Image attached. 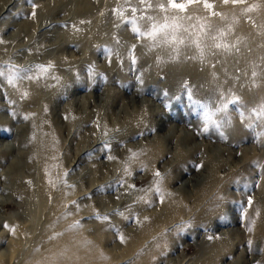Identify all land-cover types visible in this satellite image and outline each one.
I'll use <instances>...</instances> for the list:
<instances>
[{
	"label": "rangeland",
	"instance_id": "rangeland-1",
	"mask_svg": "<svg viewBox=\"0 0 264 264\" xmlns=\"http://www.w3.org/2000/svg\"><path fill=\"white\" fill-rule=\"evenodd\" d=\"M166 2L80 0L75 13L68 0H0V198L22 150L4 146L28 123L15 118L25 95L11 96L29 78L43 82L36 102L24 103L42 111H33L36 124L59 143L54 184L64 197L58 219L40 216L32 227L24 216L10 223L27 210L22 197L0 205V254L18 239L42 247L61 225L69 243L78 240L80 264H264V123L246 119L264 106V0L162 12ZM147 17L189 28L177 33L185 44L137 35ZM193 24L210 26L203 57L189 43ZM220 33L235 47L209 49ZM220 99L235 103L220 113ZM36 177L25 173L28 184L14 189L36 193Z\"/></svg>",
	"mask_w": 264,
	"mask_h": 264
},
{
	"label": "bare ground",
	"instance_id": "bare-ground-1",
	"mask_svg": "<svg viewBox=\"0 0 264 264\" xmlns=\"http://www.w3.org/2000/svg\"><path fill=\"white\" fill-rule=\"evenodd\" d=\"M68 4L70 5V8H72V11L75 13H77V9L79 7L83 6L82 3H80V0H68ZM28 80H30V78ZM28 80L24 84L18 83L17 85H15V88L11 96L14 100L18 98L16 96L17 94L19 95L23 94L25 95V98H26L24 99L25 103L30 102V101L34 103L36 102L35 94L39 88H40L39 89L40 92L43 91L42 90L43 82L41 79L40 80L31 79L30 81ZM50 91H51V88H50ZM46 100H47V97L44 98V94H43L39 96L37 102L43 105L44 103L48 102ZM24 102L21 103L20 109L15 113V118L19 117L18 119H21V118L25 119V117L27 116L29 117L28 119H26L28 120V123L26 127L19 126L17 128L18 132L21 134V137L20 135L17 136L13 141V145L5 144L4 146L8 155H11V153L14 150V147H17L22 150L16 153V157L10 163V167L8 170V171H11V174L9 175L10 182H5L3 184L4 186L3 192L6 193L7 196L5 195L1 196L0 205L1 206L7 205L11 197L13 198L22 197L24 199V205H26L27 210L23 214H17L15 216H11L10 223L12 224V226H14L16 220L19 217L21 218L24 216L27 222L32 227L33 222L36 221V219L40 216L42 217L44 216L43 217L44 220L50 223V221H52L56 217L58 211L60 210V207L63 205V203L62 205H60V202H61V198H64V197L60 196L61 191L59 189H56L55 188L56 186L54 184V181L56 179V171H57L56 170L57 169L56 168L57 167L56 156L58 155L59 143L54 136L55 135L54 132H52L51 130L47 131V128H44L45 126L43 127V126H39L38 124H36L34 120V116H33V111H35L36 115L40 114L42 111L38 113L39 112L38 108L34 110L27 109L25 107L27 105ZM39 128H41V131L39 130ZM7 130H11V128H7ZM25 173H31L32 175H34V177L37 175L36 179L34 180L36 181V184L39 185V188L38 190H36V193L32 190H29L27 187L26 189L25 188L24 189L22 188L19 190L14 189L17 186L28 184L27 183L28 181L26 180L27 178H24ZM1 177L2 176H0V181H1ZM57 182L55 183L57 184ZM62 191L65 194L66 191L64 190ZM62 228L63 227L59 225L55 230H53L55 232H59L57 233L59 235H53V236H56V238L49 239L51 241L47 243H43L42 241L43 243L42 247H39V248H36L31 244L30 247L28 246L29 248L24 249V246L26 243L24 242L19 243L18 242L19 239H18L17 242L15 243V246H17V249L16 247H14L11 249L9 254H5V253L0 254V264H7L8 261L15 262L16 264H80V262H82V258L81 259L79 258L80 247L76 243H74V242H77L78 240L75 237L73 239L74 240L73 243L72 242L69 243L67 241L68 236L66 238L64 233H60V230H62ZM49 231L50 230H48V227L45 228L41 234L42 235L41 238L43 239L49 238V235H50ZM57 237H60V238H57ZM2 240L3 239L0 237V242ZM39 241L41 242V239H39ZM88 256H92V253H89Z\"/></svg>",
	"mask_w": 264,
	"mask_h": 264
},
{
	"label": "snow or ice",
	"instance_id": "snow-or-ice-1",
	"mask_svg": "<svg viewBox=\"0 0 264 264\" xmlns=\"http://www.w3.org/2000/svg\"><path fill=\"white\" fill-rule=\"evenodd\" d=\"M142 4H145L147 7H151L152 5L149 3V0H140ZM225 4H233V5H241V4H246L247 0H223ZM196 3H203V6L206 9H212L213 5L208 2V0H184V2H178V0H167L166 3H158L157 7L162 11V12H168L169 7L171 9L177 10L178 12H187V7L188 5L191 4H196ZM252 8H246L245 11H251ZM118 11V10H117ZM213 15H217V13L213 12ZM187 19L191 20L192 17H187ZM191 28L196 29L198 28L199 31L195 34L196 38L191 39L189 41L190 44L195 45L197 49L200 50V54L203 57L204 56V50L201 47L202 40L200 39V36L202 35H208L210 32V26L207 27L204 25H190ZM183 28V31L185 33L189 32V28H184L181 23H179L176 19H174L171 23L168 21L167 17L163 18V22H156L153 17H147L146 18V27L142 31L140 27L134 26L133 31L139 35L140 37H146L148 39H151L153 41H160L162 44L165 45H176V44H185V40L183 38L178 37L177 33L179 32L180 29ZM223 33H220V36L217 35H210L209 38L213 41L211 45H209V49L215 48V49H224V50H231V48L235 47V45H229L225 43H220L218 42L221 38ZM2 42V41H0ZM135 47V46H133ZM238 50V49H237ZM214 54V53H213ZM133 63L136 62L135 57H132ZM214 67V65H213ZM41 71H46V69L41 66ZM4 75V73L0 72V76ZM255 75V73H253ZM9 83H12L11 79L8 81ZM189 97L191 98V93H189ZM229 103H235V101L228 100V99H220V106L216 108L217 112H224ZM207 116V114H206ZM241 116H244V113L241 112ZM251 116H254L257 120H260L262 123H264V106H261L259 110L253 109L252 113L250 114L249 117H246V119L251 118ZM29 117H25V119H28ZM205 131L208 130L207 127L204 129ZM105 147H109V145H105ZM133 157L136 155L135 152L132 153ZM109 159H115V157H108ZM202 166V165H201ZM130 174V173H129ZM155 175L159 177L161 174L159 171H156ZM116 183H123V180H118ZM133 189L136 188V185L131 186ZM147 191V190H145ZM157 192L160 191L159 188L156 189ZM162 202V201H161ZM75 203V202H73ZM248 206L250 207L253 203L251 196L248 197ZM78 207V205H77ZM97 218H102V219H108L107 216L105 217H99V214H97ZM5 227H8L5 225ZM13 234L15 233V229H9ZM251 231V229H249ZM121 241H123V236H120ZM211 239V237H210ZM251 244V241L249 242Z\"/></svg>",
	"mask_w": 264,
	"mask_h": 264
}]
</instances>
